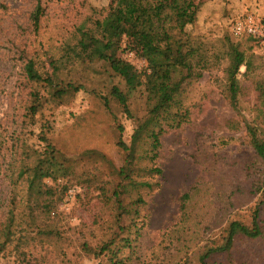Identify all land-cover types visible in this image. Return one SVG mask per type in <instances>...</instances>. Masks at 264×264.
Here are the masks:
<instances>
[{
	"label": "rangeland",
	"instance_id": "374dc122",
	"mask_svg": "<svg viewBox=\"0 0 264 264\" xmlns=\"http://www.w3.org/2000/svg\"><path fill=\"white\" fill-rule=\"evenodd\" d=\"M111 1L0 0V233L11 209L14 217L12 240L0 239V264H108L94 252L106 242L121 246L124 237L131 247L120 255L128 264H201V255L223 243L230 222L251 225L256 210L262 235L237 238L232 260L264 264V159L254 153L245 129L249 123L264 135V57L257 44L231 36L232 23L243 15L264 19V0H154L187 24L188 42L199 48L207 68L183 84L180 106L172 112H187L186 118L179 125L162 122L155 159L144 158L142 147L137 151L130 177L149 181V190L121 182L117 174L125 162L118 127L129 144L153 104L148 90L158 97L168 92L166 81L146 68L143 39L125 37L130 51L121 55L127 63L123 78L101 62H65L79 29H93ZM227 39L253 56L248 73L240 68L237 109L225 90ZM51 61L59 66L58 86L70 83L77 92L57 98L44 83L27 78L29 62L45 77L52 73ZM114 85L125 93L130 115L110 96ZM46 144L69 166L66 175L43 181L46 202L33 211L36 224L55 236L22 225L29 211L25 185L16 180L22 151ZM151 167L161 174H145ZM120 182L122 216L112 198ZM20 231L24 242L18 241ZM205 262L223 264L224 256Z\"/></svg>",
	"mask_w": 264,
	"mask_h": 264
},
{
	"label": "trees",
	"instance_id": "16d2710c",
	"mask_svg": "<svg viewBox=\"0 0 264 264\" xmlns=\"http://www.w3.org/2000/svg\"><path fill=\"white\" fill-rule=\"evenodd\" d=\"M40 8L37 7L32 15V24L37 27L40 17ZM187 24L159 2L154 0H114L111 1L108 11L102 19L94 22L93 29H79V37L72 47L65 51V62L69 63L75 59L78 61L101 62L107 71L123 78L122 69L127 65L125 59L121 57L122 53L130 51L128 47L123 46L125 37L132 33L143 39L145 43V52L142 58L146 62L147 70L154 79H164L167 84L168 92L163 97H158L153 92L149 94L153 98V104L146 117L138 120L132 132L130 143L127 144L122 138V128L118 127L119 136L117 146L125 154V162L118 171L120 181H128V184L136 189L151 188L149 181H135L130 176L133 173L136 154L139 148H143L144 158H154L155 152L159 146V137L162 131V122L172 121L173 125H179L186 118L187 112H172L180 106V96L183 84L192 78H199L202 70L207 68L206 60L201 55L199 48L188 42L184 28ZM232 36V35H231ZM241 39V40H240ZM237 41L252 43L250 37H242ZM227 66L225 72V90L227 100L233 109H237L240 85L238 75L240 68H245L244 74L252 69L253 56H246L240 50L239 43H233L227 39L226 45ZM57 61V60H56ZM52 73L43 77L39 74L29 62L25 66V73L30 81L44 83L57 98L77 92L78 87L67 83L59 87L56 78L59 66L51 61ZM110 96L119 104L123 112L130 115L128 102L125 93L118 87L113 86L110 89ZM264 104V93L261 91ZM37 100V97H36ZM35 105H32V108ZM35 112V109L32 110ZM246 134L249 138V144L254 153L261 159H264V135L253 125L246 123ZM20 168L17 173V181L25 185L26 207L29 211L28 216L22 220V225L29 226V229H38L37 235L55 236L52 229H41L36 224V216L33 211L38 207H43L47 197V186L43 182L45 179L56 180L57 176H64L69 172V166L65 165L68 159L59 153L52 145L46 144L38 151L36 149L23 150ZM145 174H161L158 167L144 169ZM143 168L136 169L140 174ZM16 182V181H15ZM120 182L113 190L116 209L120 212L119 216L125 213L121 200V192L124 185ZM261 204H264V188L262 190ZM135 214L138 212L135 210ZM31 221V223H30ZM13 210L9 211L6 224L3 226L0 239L1 243H8L12 240L13 231ZM20 228H24L21 227ZM16 228V227H14ZM262 227L258 222V211H254L251 225H245L239 221H233L228 224L226 236L223 243L215 248H209L200 256L201 264L208 263L205 260L212 258L214 254L224 256L223 264H234L232 260V251L237 238L257 239L262 235ZM21 231L18 241L21 239ZM26 238V237H25ZM121 246H112L113 242L103 243L96 253L98 256H106L108 264H128V259H124L120 252L124 248L131 247V241L128 238H122ZM237 264H247L237 263Z\"/></svg>",
	"mask_w": 264,
	"mask_h": 264
},
{
	"label": "built area",
	"instance_id": "2783aa9c",
	"mask_svg": "<svg viewBox=\"0 0 264 264\" xmlns=\"http://www.w3.org/2000/svg\"><path fill=\"white\" fill-rule=\"evenodd\" d=\"M231 34L234 38L250 37L254 44L260 48L264 57V19L253 14H245L235 20L231 25Z\"/></svg>",
	"mask_w": 264,
	"mask_h": 264
}]
</instances>
